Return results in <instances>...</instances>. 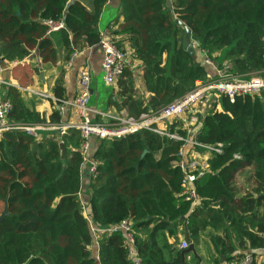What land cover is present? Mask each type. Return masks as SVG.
Here are the masks:
<instances>
[{
    "label": "trees",
    "instance_id": "1",
    "mask_svg": "<svg viewBox=\"0 0 264 264\" xmlns=\"http://www.w3.org/2000/svg\"><path fill=\"white\" fill-rule=\"evenodd\" d=\"M107 3L0 0V63L9 67L37 52L56 65L64 54L51 117L27 107L23 92L8 86L10 125L63 124L58 107L68 101L66 69L76 54L100 46L99 22ZM122 5L125 24L109 40L130 57L114 85L120 102L109 103L119 112L126 109L135 118L157 113L199 83L218 81L216 67L231 79L264 76V0L173 1V13L214 67L196 64L184 50L185 31L173 21L166 0H122ZM49 21L63 22L65 29L49 35ZM128 44L130 53L123 47ZM140 90L150 96L146 105ZM210 104L197 113L196 134L181 121L170 126L202 147L224 148L223 154L210 155L208 170L195 182L194 212L177 163L184 147L188 160L195 151L203 158L206 150L200 146L149 131L121 140L93 139L89 160L99 166L87 187L89 213L81 199L88 163L79 131L43 132L39 138L22 130L4 133L0 206L4 212L7 200L9 215L0 224V264H187L181 237L196 249L203 235L214 247V264H244L247 257L257 264L264 251V92L237 95L234 101L216 92ZM122 223L132 227L137 256L128 234L115 231Z\"/></svg>",
    "mask_w": 264,
    "mask_h": 264
},
{
    "label": "built area",
    "instance_id": "2",
    "mask_svg": "<svg viewBox=\"0 0 264 264\" xmlns=\"http://www.w3.org/2000/svg\"><path fill=\"white\" fill-rule=\"evenodd\" d=\"M49 27V35L58 33L65 29L63 22L46 23ZM100 47L103 54L102 60V73L103 82L107 86H114L118 80L122 77L125 65L127 62V55L117 49V47L109 40L103 39L100 43ZM204 55L206 53L203 51ZM78 54H76L69 66L71 67ZM20 64L19 61L13 62L8 66L0 67V139L4 133L13 130H22L27 135L39 138L43 132L57 131L61 136L75 129L81 133L83 144L81 147V153L84 160L89 165L91 173H96L99 163L97 161L89 160L91 145V139H97L98 141H114L121 140L127 136L139 134L142 131H149L160 137L167 138L170 141L185 142L193 146H200L196 142L184 139L178 132H172L170 126L175 124V121H181L184 124L185 130L190 135L196 134L194 127L200 123L197 113H205L207 108H210L212 104L214 93H220L227 95L232 101H234L237 95H255L264 92V76L253 77L250 79H231L229 76L222 74L218 71L219 80L208 83H199L197 88L185 97L175 100L172 104L160 110L157 113L149 112L142 114L140 117H131L128 113H121L118 116L112 117L108 124L94 123L91 119L90 103L92 98V73L89 64L86 63L78 74L80 91L78 97L74 101L63 102L58 109L63 116L68 108H74L76 114L79 117L77 123L72 124H55L48 126H24L13 127L9 122V115L13 110L12 102L7 97L5 88L12 85L3 81L2 77L4 72H7L8 68H14ZM206 64L210 67H214V63L206 57ZM16 88V87H15ZM21 92L24 88L17 87ZM29 94L36 96L39 100L58 102L53 95L40 90L29 89L26 91ZM202 147V146H200ZM209 155H221L223 154V146L218 147H202ZM179 161L178 167L181 168L185 175L184 185L186 186L185 195L189 199L194 200L195 211L197 203L199 201L196 193L195 182L199 177H202L208 170L207 162L208 158H201L195 151L191 154V158L187 159L185 147L178 154ZM131 225L128 223H122L116 230H122L128 234V241L131 245V253L133 256H137L134 249V238L131 233ZM186 242H182V249H187ZM252 262L251 257H247L244 264H250ZM138 264V263H137Z\"/></svg>",
    "mask_w": 264,
    "mask_h": 264
},
{
    "label": "crops",
    "instance_id": "3",
    "mask_svg": "<svg viewBox=\"0 0 264 264\" xmlns=\"http://www.w3.org/2000/svg\"><path fill=\"white\" fill-rule=\"evenodd\" d=\"M76 0H72V3ZM173 1L174 0H166V6L168 7L170 14L172 15L173 20L177 19L175 14L173 13ZM89 2H87L88 4ZM122 0H108L106 7L101 15L100 22H99V31L102 35V38L105 40H110L114 37V35L122 28L125 24V18L123 16L122 11ZM185 33V32H183ZM185 35V34H184ZM195 48V53L191 54L194 58V61L198 65L206 64V56L204 55L203 51L193 43ZM124 50L127 53L131 52V46L128 44L123 46ZM63 54V51L60 53ZM64 55V54H63ZM129 57V55H127ZM102 60L103 54L101 47H97L94 49L87 50L83 53L78 54L76 57L73 65L66 69V88H67V97L68 101H74L80 91L79 86V70L86 64H89L91 73H92V98L90 103L91 119L93 121L99 120V122H106L109 121L112 117H115L118 113L122 111L128 113L126 109H123L119 112V109L116 104L112 106L109 105L111 101L120 102V97L116 98L115 93V86H107L103 82V73H102ZM63 61L60 58L58 64L54 65L52 63H47L40 58V55L37 52H34L30 57L21 61L20 64L14 68H8L7 72L3 74V81L12 85L11 87H20L24 89H40L44 87L47 93L53 95V90L55 84L60 76L61 68L63 65ZM130 61V57L128 58ZM138 65V63H134ZM0 67H6L4 63H0ZM216 67V66H215ZM214 69V68H212ZM210 69V70H212ZM218 68L216 67L212 70L213 73L217 72ZM41 74L44 75V79H42ZM141 88V87H140ZM7 90V88H5ZM42 90V89H40ZM114 91V92H113ZM7 92V91H6ZM143 90H140V93ZM114 93V94H113ZM141 95L145 96L144 101L145 105L150 102V96L144 95V92ZM115 96V98H113ZM24 102L27 107L30 109L35 110L42 116L51 117L53 114V106L50 101H43L39 99H35L28 95H23ZM79 121V117L76 114V110L74 108H68L63 115V124H72L77 123ZM94 139V138H93ZM93 139L90 140V145L93 144ZM203 158H210L209 153H201L200 154ZM206 163V162H201ZM208 167V165H207ZM85 174L84 178V186L85 189L83 194L81 195V199L86 206V209L90 213V197L87 194V187L89 185L90 180V169L89 165L85 167ZM88 207V208H87ZM187 239V238H186ZM185 241L183 237H181V243ZM172 243V240L169 241ZM95 249V248H94ZM99 250V247L97 246ZM97 250V252H98ZM196 254H189L186 255L187 264H214V258L216 256L214 247L208 240V238L203 235L201 238L200 244L197 246ZM99 254V252H98ZM99 257V256H98ZM257 264L264 263V251L257 257Z\"/></svg>",
    "mask_w": 264,
    "mask_h": 264
},
{
    "label": "water",
    "instance_id": "4",
    "mask_svg": "<svg viewBox=\"0 0 264 264\" xmlns=\"http://www.w3.org/2000/svg\"><path fill=\"white\" fill-rule=\"evenodd\" d=\"M173 21L176 24L181 25L182 28L185 31V35H184V38H183L184 50L186 52L190 53V54H194L195 53V48H194V45H193V42H192V38H191V30L186 25L182 24L180 20L174 19ZM41 77H42V79H44V75L43 74H41ZM61 149H62V156L64 158L66 156V149H65L64 145H61ZM145 154H147V151L144 153V156H145ZM5 204H6L5 210L2 213V215L0 216V224L9 215V208H8V201L7 200L5 201ZM186 237H187V240L189 242H191L189 234H187ZM191 253L196 254L195 246L193 244H191L188 249L183 251V256L185 257L186 255H189Z\"/></svg>",
    "mask_w": 264,
    "mask_h": 264
},
{
    "label": "rangeland",
    "instance_id": "5",
    "mask_svg": "<svg viewBox=\"0 0 264 264\" xmlns=\"http://www.w3.org/2000/svg\"><path fill=\"white\" fill-rule=\"evenodd\" d=\"M62 52V51H61ZM60 52V53H61ZM60 58L63 60L64 59V55L63 54H60ZM30 89V88H29ZM29 89H24V91H22L23 92V94H25V95H28V96H30V97H33V98H35V99H38L36 96H34V95H32V94H29V93H27L26 91L27 90H29ZM40 89H42L43 91H45L46 92V90L47 89H45L44 87H42V88H40ZM140 97H141V93H140ZM144 98V97H143ZM4 206H0V216H1V214L3 213V208ZM181 247H182V244H181Z\"/></svg>",
    "mask_w": 264,
    "mask_h": 264
}]
</instances>
